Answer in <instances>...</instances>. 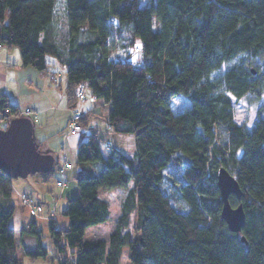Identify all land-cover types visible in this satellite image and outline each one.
<instances>
[{
    "label": "trees",
    "instance_id": "obj_1",
    "mask_svg": "<svg viewBox=\"0 0 264 264\" xmlns=\"http://www.w3.org/2000/svg\"><path fill=\"white\" fill-rule=\"evenodd\" d=\"M64 1L59 18L55 0H0V46L17 47L38 71L53 57L68 107L86 101L77 99L83 84L107 105L111 133L133 135L135 150L128 156L92 132L79 142L77 195L60 211L67 227L48 222L56 258L70 250L69 264H120L127 248L129 264H264V102L250 125L234 119L236 100L264 93V0ZM177 96L187 99L181 111L171 106ZM18 116L0 93V127ZM220 168L242 191L228 198L242 206L240 232L220 217ZM11 180L0 170L3 198ZM114 188L125 191L114 231L84 240L109 216L98 191ZM12 214L0 203V264H18ZM25 237L35 244L25 254L45 258L34 220Z\"/></svg>",
    "mask_w": 264,
    "mask_h": 264
},
{
    "label": "rangeland",
    "instance_id": "obj_2",
    "mask_svg": "<svg viewBox=\"0 0 264 264\" xmlns=\"http://www.w3.org/2000/svg\"><path fill=\"white\" fill-rule=\"evenodd\" d=\"M146 2L147 0H142L141 3L145 4ZM55 4L58 11V17H62L60 15L61 12L64 13L65 17V1L55 0ZM47 59L49 62L54 61V58L51 56H47ZM257 63L259 65V68L257 69L258 72L264 73V59ZM52 70L56 76V80L49 83V86L54 89L51 94V100L44 95L36 94L33 97L32 95L26 96L24 98L25 102L22 101L19 104L21 112H23L25 108H30L37 112L36 119H31L34 143L39 153L51 154L54 157L55 163L50 171V178L47 181H40L38 173L30 174L26 178L13 179V182L16 181L31 184L34 188L32 197L44 206V212L41 216L36 218L31 217L28 209L21 205L19 200V194L23 192L24 187L19 188L17 185H15V189L18 190V194H16L15 190H13V194H11L8 198V206H12L14 209L13 215L9 220V226L13 228L15 232L16 247L14 257L18 264H59V261L64 264H69L68 261L72 259L70 250H67L65 253H60L59 257L61 259L56 258V256H58V252L52 239L50 238L48 220L46 218L47 210L54 207L56 211V225L62 228L67 224V219L60 214V211L64 208L66 203L65 195L62 197L60 196L62 188L56 185V181L62 180L63 178L62 174L59 172V168L63 166V155L65 154L66 159L64 161L71 163L72 165V169L66 171L65 173L67 178L66 187L71 186V183H73L70 172L78 168L76 161V147H74V142L76 140L80 141V139H84L87 133L92 132L100 139L107 140L111 145L116 142V147H121V150L128 156H131L135 150L133 135L124 136V134H114L109 131L106 124L107 112L101 107L103 102L101 100L98 101V99H96L89 90L87 91V98L84 103L80 104L77 102L74 108H69L67 104L65 105L64 91L66 74L60 67H52ZM28 99H31V101L35 100V103L38 104V106L25 104ZM262 102H264V93H262L257 99L243 98L236 100L234 103L235 121L239 124L250 125L256 116L257 107ZM186 105L187 99L183 96L174 97L171 101L172 108L177 111H181ZM62 107L67 108V110L70 111V114L71 111H77L80 114H87L88 111H90L86 116L87 119L83 128L84 130L76 134H67L68 131L64 120V111L61 110ZM43 108H47L45 113L40 111V109ZM4 126L5 124L3 127ZM64 134H66V137L63 139ZM112 134H114V139L111 137ZM120 139L121 144H118L117 141ZM165 185L169 186V182L167 180L165 181ZM173 195L175 196L176 194ZM99 196L107 200L109 204V216L107 221L90 226L85 230L83 239L86 241L98 239L105 241L108 240L109 235L115 229L116 218L119 215L120 203L124 194H121L120 191L116 190H106V192L101 191ZM178 202V199H175V203ZM30 220H34L38 230H40V243L47 251L45 258L30 259L24 252V249H33L35 246V244L33 247L30 246V244H25L20 238V229L23 228V226H25ZM133 223L134 218L132 219L131 228ZM120 264H129L127 260V248H123Z\"/></svg>",
    "mask_w": 264,
    "mask_h": 264
},
{
    "label": "water",
    "instance_id": "obj_3",
    "mask_svg": "<svg viewBox=\"0 0 264 264\" xmlns=\"http://www.w3.org/2000/svg\"><path fill=\"white\" fill-rule=\"evenodd\" d=\"M54 157L39 153L32 136V122L27 116L13 117L0 128V170L9 178H26L30 174L47 173L54 165ZM217 187L222 202L220 217L229 230L240 232L244 224L241 204L232 207L230 195L240 198L242 191L237 180L224 168L217 173Z\"/></svg>",
    "mask_w": 264,
    "mask_h": 264
},
{
    "label": "crops",
    "instance_id": "obj_4",
    "mask_svg": "<svg viewBox=\"0 0 264 264\" xmlns=\"http://www.w3.org/2000/svg\"><path fill=\"white\" fill-rule=\"evenodd\" d=\"M47 61H48V59H47ZM49 65L51 66V68ZM52 67H60V66L57 64V62L55 60L53 62L48 61V67L45 71H38V70L33 69L32 67L23 66L22 61H21L20 52H19L18 48H16L15 46L6 47L4 45H1L0 46V93L5 94L8 98V100L13 105L17 106L19 110H20L19 104L22 101L25 102L24 98L26 96L32 95V97H33L36 94H41V95H44L45 97L50 99L51 94L53 93L54 89H52L51 86H49V83H52L56 80V76L53 73ZM61 69H62V71H64L63 68H61ZM66 85H67V79H66L65 86ZM26 94H28V95H26ZM32 101H34V102H32ZM32 101H31V99H28V101L25 104H31L32 106H38V104L35 103V100H32ZM98 101H100V100H98ZM65 105H66V100H65ZM101 107L104 108L105 111L107 112V105H105L103 103V105ZM46 110H47V108L40 109V111L42 113L43 112L45 113ZM61 110L64 111V115H65L64 120H65V123L67 124V120L70 116V111L67 110V108H65V107H62ZM89 112L90 111H88V113ZM88 113L87 114L82 113V115L87 116ZM36 114H37V112H36ZM86 119H87V117H86ZM0 128H3V127H0ZM108 129H109V127H108ZM109 131H110V129H109ZM89 132H91V131H89ZM121 135H123V134H121ZM127 135H130V134H124V136H127ZM124 136H120V137H124ZM65 137H66V134L63 135V139ZM111 137H112V139H114V134H112ZM80 141H81V139H80ZM80 141L76 140L74 142V147H76V149H77V146H78ZM102 141L108 142L107 140H102ZM77 142H78V144H77ZM117 142H118V144H121V139L118 140ZM115 143L113 145H111L110 143L109 144L111 147L122 151L121 147H119V148L116 147L117 143L116 144ZM65 159H66V156L64 154L63 155V161ZM78 170H79V166L77 169H74L72 172H70V176L72 178L71 180L73 181V183H71L72 185L69 187L68 186L66 187V184H65L64 187H61L62 190H61L60 196L62 197L63 195H65V200L77 195L74 175ZM38 174L40 177L41 173H38ZM39 179H40V181H42L41 177ZM66 180H67V178H66ZM15 185H17L19 188L24 187V190L30 191V193L33 194L34 188L31 184H29V183L25 184V183L16 182V181L13 182V179L11 180V188H12L11 194H13V190H15L16 194H18L17 193L18 190L15 189L16 188ZM114 190L120 191L121 194L125 193V191L121 190V189H112L110 191H114ZM101 191L106 192V190H99L98 194ZM4 199H6L5 203L3 202ZM7 201H8V199L3 198L1 195V192H0V203L3 204L4 206H8ZM13 212H14V209H13ZM27 224L23 227H26ZM67 224H68V221H67ZM67 224L65 227H62V228H66ZM59 228H61V227H59ZM23 241L25 244H30V246H32V247L34 246L33 239L30 237H25ZM57 259H61V258L58 257Z\"/></svg>",
    "mask_w": 264,
    "mask_h": 264
},
{
    "label": "built area",
    "instance_id": "obj_5",
    "mask_svg": "<svg viewBox=\"0 0 264 264\" xmlns=\"http://www.w3.org/2000/svg\"><path fill=\"white\" fill-rule=\"evenodd\" d=\"M112 21V18H110ZM86 88L83 84L78 86L77 89V99L79 102H83L86 99ZM22 116H27L31 119H36L37 114L33 109L25 108L23 112H21ZM66 129L68 134H76L83 130L81 124V114L77 111H72L66 124ZM72 168V165L66 161H63V166L59 168V172L62 174V180H57L56 185L59 187H64L67 180L65 176V172ZM19 200L21 205L25 206L28 209L29 215L31 217H39L44 212V206L36 201L30 191L23 190L22 193L19 194ZM49 223L54 225V229L57 230L58 226L56 225V211L55 208H50L47 210V218Z\"/></svg>",
    "mask_w": 264,
    "mask_h": 264
}]
</instances>
